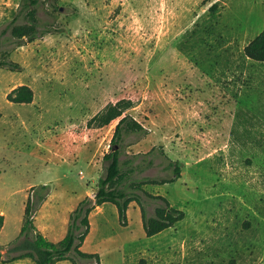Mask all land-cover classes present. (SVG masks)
<instances>
[{
	"label": "rangeland",
	"instance_id": "rangeland-1",
	"mask_svg": "<svg viewBox=\"0 0 264 264\" xmlns=\"http://www.w3.org/2000/svg\"><path fill=\"white\" fill-rule=\"evenodd\" d=\"M20 1L0 0V61L20 66H0V264H34L12 248L43 185L53 195L33 219L53 242L94 198L118 119L92 118L119 100L143 128L124 137L129 181L178 166L173 182L142 187L185 217L148 237L135 202L126 225L107 202L81 249L101 264H264V63L243 53L264 29V0H40L47 32L16 45L7 28ZM20 84L31 104L6 100Z\"/></svg>",
	"mask_w": 264,
	"mask_h": 264
},
{
	"label": "trees",
	"instance_id": "trees-1",
	"mask_svg": "<svg viewBox=\"0 0 264 264\" xmlns=\"http://www.w3.org/2000/svg\"><path fill=\"white\" fill-rule=\"evenodd\" d=\"M39 3L40 0L20 1L14 21L7 28L16 45H21L24 40L33 41L47 32L39 27L37 16ZM243 53L249 60L264 63V29L244 46ZM0 66L12 71L20 68L18 63L8 59L0 61ZM6 100L13 104H31L34 100V92L29 85L20 84L6 94ZM129 107L128 101L119 100L114 104L110 103L99 116L92 118V120L99 118L100 126L108 125L118 119L109 151L103 155L106 173L98 179L94 198L87 196L78 202L76 208L69 214L66 234L59 241L53 242L37 231L33 219V212L48 194L47 186L43 185L42 189L45 192L36 194L35 201L29 198L25 204L23 224L20 229L21 239L12 248V251H18L20 254L13 259L30 258L34 264H56L63 260H69L73 264H81L82 261L85 264H101L97 253H87L81 247L90 231V213L107 202L115 205L119 221L123 225H126L129 204L135 202L140 208L143 229L148 237L162 232L185 217L184 211L171 207L164 196L152 195L142 187L151 183L162 185L173 182L181 176L178 166H175L172 178L129 181L128 173L134 171V167L127 166V163L121 160L124 137L143 130L140 123L132 116L124 114ZM1 116L0 112V119ZM149 201L160 202L151 215L146 209V203ZM3 222L4 216L0 214V230Z\"/></svg>",
	"mask_w": 264,
	"mask_h": 264
},
{
	"label": "crops",
	"instance_id": "crops-1",
	"mask_svg": "<svg viewBox=\"0 0 264 264\" xmlns=\"http://www.w3.org/2000/svg\"><path fill=\"white\" fill-rule=\"evenodd\" d=\"M16 86V85H15ZM52 190L54 191V189L52 188ZM52 195H53V193L51 192L50 194H49V198L47 197V199L46 200H44V202L42 203V205H41V211H44V210H46V204H48L49 203V201L51 200V198H52ZM97 208H102V205L101 206H98ZM45 228H40L39 229V232L41 233V234H45Z\"/></svg>",
	"mask_w": 264,
	"mask_h": 264
}]
</instances>
